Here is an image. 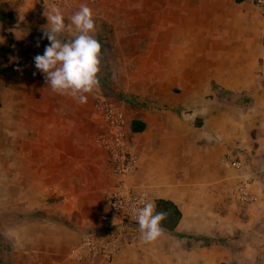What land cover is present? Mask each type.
Listing matches in <instances>:
<instances>
[{"label": "crops", "instance_id": "obj_1", "mask_svg": "<svg viewBox=\"0 0 264 264\" xmlns=\"http://www.w3.org/2000/svg\"><path fill=\"white\" fill-rule=\"evenodd\" d=\"M4 2L0 0L2 6L15 4ZM154 2V8L145 7L141 13L143 20L155 22V56L163 59L156 69L160 89L173 90L180 85L186 87L184 84L191 89H199L202 77L203 89L211 90L212 86L205 80L206 75L201 72V60L213 47L200 33L202 40L196 39L195 35H187L195 21L206 26L207 33L210 31L212 24L205 17L204 10L193 17L200 5L204 8L207 1L201 0L196 10L194 0ZM233 2L235 8L242 12L236 29L238 35L231 39L236 46L232 48V42L228 45L226 31L220 33L223 36L215 48L220 43L219 46L225 48L222 58L231 60H223L218 65L215 78L224 84L222 87L235 93L232 97L235 103L231 108L222 107V103L218 109L204 108V111H209L202 117L206 129L201 138H208L206 143L195 151L194 130L183 140L180 136L182 124L176 116L168 119L165 114L153 110L142 111L137 116L128 115L130 121L140 119L146 123L142 132L133 131L139 166L130 179L131 183L147 190L154 203L158 198L172 199L177 203L183 212L179 224L174 231L161 229L176 237L197 241L196 245L194 242L192 245H171L158 236L146 245L126 246L112 262L102 259L76 261L71 255L72 247L84 231L101 223V215L107 209L106 192L117 181L110 172L105 153L97 147L103 160L98 171L99 185L95 190H85L84 194L81 187L77 189L74 185L71 190L33 191L34 205L40 202L47 211L27 213L32 214L33 221L24 229L29 258H42L48 264H264V45L259 46L260 42H257L258 37L264 41V20L253 0ZM29 5L26 12L31 14L34 5ZM207 11L209 16L210 9ZM225 11L224 7V15ZM187 17H191L190 29ZM221 20L226 22L227 17L216 22ZM226 155L240 157L244 167H228L224 162ZM198 168L201 170L196 172ZM250 173H256L251 189L259 196V201L242 205L234 197V186L242 175ZM166 185L172 187L170 192ZM200 185L204 186L205 193L196 189ZM42 192L45 195H41ZM61 193L62 203L46 201ZM175 193L181 195L177 197ZM21 232L24 234L22 229ZM209 235L223 238L212 239L207 237ZM226 237L234 240V245H227ZM215 241L220 245H205Z\"/></svg>", "mask_w": 264, "mask_h": 264}, {"label": "rangeland", "instance_id": "obj_2", "mask_svg": "<svg viewBox=\"0 0 264 264\" xmlns=\"http://www.w3.org/2000/svg\"><path fill=\"white\" fill-rule=\"evenodd\" d=\"M194 1L196 10L201 0ZM204 1H207L205 7L200 5L193 17L204 10L212 24L210 31L207 33L206 26L195 21L187 35L202 40L200 33L213 47L201 60V72L206 75L211 90L203 89L202 77L199 89H191L186 84V87L180 85L173 90L160 89L156 69L163 59L155 56V22L143 20L141 13L145 7L154 8V0L83 1L73 7L47 10L32 6L31 14L26 12L29 4L20 9L16 4L7 7L0 3V264H48L42 258H29L30 250L25 244L27 232L24 229L33 222L32 214L27 213L47 211L40 202L34 205L33 191L71 190L75 185L85 194V190L98 187V171L103 160L94 142L95 133L100 129L96 114L98 101L118 95L139 99L135 101L146 102V106L127 102L128 115L137 116L142 111L153 110L165 114L168 119L176 116L182 124L180 136L183 140L194 130L195 151L206 143L208 138H201L206 129L202 117L209 111L204 108L218 109L220 103L222 107L231 108L235 103L232 101L235 93L222 87L224 84L215 78L218 65L231 58H222L225 48L219 46L220 43L217 48L215 45L223 36L220 33L226 31L228 45L232 42V48L236 46L231 39L238 35L236 29L242 12L235 8L233 0ZM82 5H87L93 13L95 30L90 35L101 45L98 85L90 93H84L87 97L84 102L79 100V94L74 97L54 92L47 83L46 74L38 70L34 62V57L43 55L45 47L51 43L46 36L50 28L47 16L57 9L62 13L66 28L57 38L62 43H69L79 35L71 17ZM207 9L211 12L209 16ZM225 16L226 22H216ZM189 18L188 29L192 24ZM257 42H260L259 46L264 45L262 38L258 37ZM199 170L201 168L196 172ZM255 174L249 175L255 179ZM166 188L170 192L172 187L166 185ZM196 189L199 193L206 192L201 185ZM50 199L46 201L60 204L62 193ZM240 213L243 216V212ZM161 230L160 238L171 245L197 243ZM226 238L227 245H234V240ZM205 245L220 243L215 241Z\"/></svg>", "mask_w": 264, "mask_h": 264}, {"label": "built area", "instance_id": "obj_3", "mask_svg": "<svg viewBox=\"0 0 264 264\" xmlns=\"http://www.w3.org/2000/svg\"><path fill=\"white\" fill-rule=\"evenodd\" d=\"M5 4L13 2L18 8L32 4L40 10L55 7H73L83 1L99 0H4ZM264 17V0H253ZM129 98V99H128ZM109 96L98 101L96 114L100 129L95 133L94 142L107 159L110 172L117 177L115 185L106 192L107 209L101 215L98 227L84 231L79 241L72 247L71 255L78 262H92L102 259L112 262L128 247L149 244L139 228L135 209L146 202L154 203L147 190L137 188L130 179L137 172L139 153L135 149L133 131L126 103H137L132 97ZM131 100V101H130ZM138 102L137 105H139ZM224 162L233 169H242L244 161L240 157L226 155ZM253 178L242 175L234 186V197L240 204H256L259 196L251 189ZM155 205V203H154Z\"/></svg>", "mask_w": 264, "mask_h": 264}, {"label": "clouds", "instance_id": "obj_4", "mask_svg": "<svg viewBox=\"0 0 264 264\" xmlns=\"http://www.w3.org/2000/svg\"><path fill=\"white\" fill-rule=\"evenodd\" d=\"M47 17L50 28L46 36L51 43L45 47L43 55L34 57L35 67L46 74L47 83L54 92L74 97L79 94V100L84 102L87 99L84 93H90L98 85L101 45L90 35L95 30L93 13L87 5H82L71 17L79 35L69 43L57 38L66 28L62 13L57 9ZM135 212L143 238L146 241L157 238L166 214L155 211L152 202L144 203Z\"/></svg>", "mask_w": 264, "mask_h": 264}, {"label": "trees", "instance_id": "obj_5", "mask_svg": "<svg viewBox=\"0 0 264 264\" xmlns=\"http://www.w3.org/2000/svg\"><path fill=\"white\" fill-rule=\"evenodd\" d=\"M135 100L139 101V99ZM145 127L146 123L140 119H133L131 121V128L134 132H142ZM155 211L164 212L166 214L165 219L161 221L160 227L168 231L175 230L183 215V212L178 204L175 203L172 199L167 198H158L155 200ZM181 236L187 237V235L183 234H181Z\"/></svg>", "mask_w": 264, "mask_h": 264}]
</instances>
